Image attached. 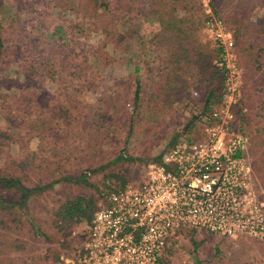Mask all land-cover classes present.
<instances>
[{"label": "rangeland", "instance_id": "obj_1", "mask_svg": "<svg viewBox=\"0 0 264 264\" xmlns=\"http://www.w3.org/2000/svg\"><path fill=\"white\" fill-rule=\"evenodd\" d=\"M109 1L117 9V1ZM144 3L145 0H137L132 12H121L111 19V29L123 35L119 41L116 37L110 39L98 34L92 26H83L85 34L80 41L84 44L81 48L85 49V57L78 63L82 62L81 72L89 75L87 84L85 80L75 83L76 91L69 94L68 100L61 94L43 106L37 103L36 95L31 103L23 106L20 92H35V87L28 85L26 79L33 76L28 66L35 51L28 50L24 41L29 38L37 43V52L42 53L43 45L50 40L49 34L58 25L74 33L87 20L83 15L78 18L77 13L81 10V14L94 15L99 6L90 4L85 11L80 0H4L0 11L5 42V53L0 58V175L20 178L29 187L62 180L33 193L26 212L0 210V264H65L62 258L80 249L88 223L63 221L62 205L77 197H89L95 208L105 200L107 186L140 180L148 164L202 110L205 100L196 89L193 92L197 91L198 95H193L199 100L190 103L181 101L186 95L180 96L170 111L161 110L159 100L150 94L141 97L142 107L135 108V75L141 78L146 89L163 83L159 69L162 58L169 53V47L159 41V16L138 15L137 9L134 10L143 8ZM257 18L264 22V0L258 1L250 16L254 22ZM202 33L215 43L207 34L205 24ZM234 41L241 98L239 105L232 103L231 106L235 116L231 130L241 132L237 127L249 113L251 121L244 127L250 144L257 132H261L263 141L255 140L258 143L254 145L255 152L252 154L249 147L247 156L253 166L255 185L264 198V175H256L258 163L264 164L261 153L264 150V53L261 57L258 55L260 45L264 48V36L253 41L252 58L241 50L235 37ZM217 58L213 60L215 65ZM41 81L43 91H58L60 84L52 78ZM250 90H254L253 99L248 96V102L243 104V94ZM215 100L211 103L213 110L224 106L229 99L223 96L222 101ZM22 107L28 110L23 112ZM39 113L41 116L36 121ZM203 118L200 116L181 137H201ZM40 119L48 127L43 139L35 137L28 124H40ZM262 143V148L257 150ZM122 153L137 160L114 161ZM83 172H88L90 182L97 189L84 182L63 180L66 175ZM102 190L106 193L101 195ZM0 196L17 199V193H9L1 186ZM195 237L181 242L164 264H264V238L230 239L204 232H196Z\"/></svg>", "mask_w": 264, "mask_h": 264}, {"label": "built area", "instance_id": "obj_2", "mask_svg": "<svg viewBox=\"0 0 264 264\" xmlns=\"http://www.w3.org/2000/svg\"><path fill=\"white\" fill-rule=\"evenodd\" d=\"M205 30L222 48L224 106L204 114L199 138L180 137L151 161L140 180L117 186L65 264H164L190 231L230 239L264 238V198L254 181L249 137L231 130L241 83L233 33L202 0ZM198 95L197 91L193 92Z\"/></svg>", "mask_w": 264, "mask_h": 264}, {"label": "trees", "instance_id": "obj_3", "mask_svg": "<svg viewBox=\"0 0 264 264\" xmlns=\"http://www.w3.org/2000/svg\"><path fill=\"white\" fill-rule=\"evenodd\" d=\"M81 7H84L86 11L89 9V5L99 6L98 11L94 15L81 14L78 12V18L82 15L86 17L85 23L78 25L77 30L74 33H69L63 25H58L55 30L49 34L50 40L47 41V45H43L45 50L42 53L37 52V43L33 42L29 38L24 41L28 50L35 51L33 61L31 62L29 72L31 75L27 76L28 85L35 87V92L39 94L25 93L23 90L20 99H22V105L25 106L31 103L36 98L37 103L41 105H48L49 101L54 97H62L68 100L69 94L75 90L74 84L89 82V75L82 73V59L85 57V49L81 48L84 44L81 43L80 39L83 34L82 28L84 25L88 27L92 26L94 30L104 34L106 38H114L121 40L123 35L116 29H111V19L118 16L121 12H132L133 7L137 0H116L117 4L115 8L111 7L112 1L109 0H80ZM258 1L261 0H210L209 4L212 8L213 13L223 19L226 23L227 28L233 33L236 42L240 45L248 56L252 58V46L253 41L262 39L264 36V22L260 18L257 21H251L250 16L258 6ZM4 0H0V11L3 8ZM156 6V7H154ZM137 14H156L159 16V22L161 29L158 32L159 41L162 46L169 47V53L162 58V67L159 69L160 78L164 79L163 83L153 86L150 85L147 89L141 78L135 75V87L133 92V100L135 108H139L141 105V97L149 95L157 101L162 107L163 111L172 110V104L176 102V99L180 96H185L181 101L187 100V102H193L199 100L193 95V90H199L201 98L205 100L204 106L199 114L193 115L184 128L174 135L169 143L168 147L174 146L179 137L184 132H187L189 126L193 125L200 116L212 112L213 106L212 101L220 102L224 96V85L227 77V70L214 64L213 60L220 54L222 48L216 43L208 41L203 33L202 29L207 20V15L204 11V5L201 0H145L143 8L136 7ZM82 10V12H85ZM85 19V18H84ZM53 40V41H52ZM40 43H43V39H40ZM5 42L2 34V25L0 21V58L5 53ZM48 46V47H47ZM78 50V51H76ZM259 56H263L264 48L260 45ZM90 54V51H88ZM93 54V53H91ZM71 57L73 59H71ZM78 61H82L79 62ZM128 62H132L131 59ZM139 68H136L135 72H138ZM30 75V74H29ZM47 77L55 80L54 82L59 83V89L57 92L43 91L41 88V80H45ZM251 79V77H249ZM249 81V80H247ZM37 84H39L37 86ZM22 85H19L21 88ZM37 87V88H36ZM264 89V88H263ZM33 94V95H32ZM254 90L248 91L243 94L242 103L248 102V96L252 97ZM119 97V96H117ZM142 107V106H141ZM23 108V112L28 109ZM249 113L247 117L243 116L241 124L238 125L237 129L244 134L249 135L244 125L248 124L251 120L249 119ZM41 113L38 114L36 121L40 118ZM53 120V119H52ZM40 124L32 123L30 126L33 128L34 135L37 138H44V135L48 129L40 119ZM48 124V123H47ZM249 125V124H248ZM0 130L2 128L0 127ZM261 132H257L254 136V142L250 144L251 153L255 152V140L262 142L260 135ZM254 146V147H253ZM263 143L258 146L261 149ZM249 148V149H250ZM256 150V151H257ZM262 156L264 150H261ZM158 157L155 158L158 159ZM125 159L128 161L137 160L134 157H128L123 153L115 160ZM264 165V164H263ZM258 163L257 174L264 175V167ZM256 168V167H255ZM260 174V175H261ZM88 172H83L80 175H66L63 180L70 182L81 183L84 182L88 186H92L97 189V185L90 182ZM62 179H54L44 185L38 184L33 187L25 185V183L14 176H1L0 175V186L9 193H17V199L7 200L4 196H0V210L9 211L10 209H18L21 211H27V204L30 200V196L39 191L47 189L49 186H54ZM126 182L113 183L112 186H107V193L105 190L100 191L101 195L105 194L104 199L107 198L110 192L114 191L117 186L125 185ZM91 200V201H90ZM70 201V200H69ZM67 201L62 205L63 221L70 222L73 220L74 223L87 222L93 218L95 211L100 207H92L94 202L92 199L85 197H77L72 201ZM62 215V214H61ZM2 223V220H1ZM6 228H9L7 223ZM196 231L192 230L188 236L190 239H194ZM227 238V237H224ZM195 245L198 244L195 241ZM19 264V263H18Z\"/></svg>", "mask_w": 264, "mask_h": 264}, {"label": "crops", "instance_id": "obj_4", "mask_svg": "<svg viewBox=\"0 0 264 264\" xmlns=\"http://www.w3.org/2000/svg\"><path fill=\"white\" fill-rule=\"evenodd\" d=\"M60 182H61V181H60ZM58 183H59V182H58ZM58 183H57V184H58Z\"/></svg>", "mask_w": 264, "mask_h": 264}]
</instances>
